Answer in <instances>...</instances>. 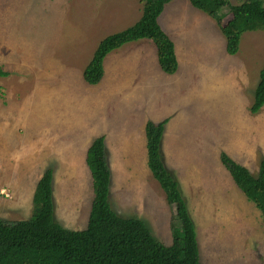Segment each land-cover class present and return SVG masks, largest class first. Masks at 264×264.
Segmentation results:
<instances>
[{"label":"rangeland","instance_id":"1","mask_svg":"<svg viewBox=\"0 0 264 264\" xmlns=\"http://www.w3.org/2000/svg\"><path fill=\"white\" fill-rule=\"evenodd\" d=\"M243 1L226 0L220 12ZM141 8L139 0H0V219L30 218L35 186L51 169L56 221L84 229L93 198L84 158L102 135L112 209L171 244L174 208L147 166L145 138L147 121L168 117L161 156L194 222L201 264H264L260 211L220 161L223 152L253 176L264 161V105L249 111L264 30L243 32L229 55L216 20L171 0L158 23L174 44L173 74L142 39L107 54L102 80L85 83L97 44L133 25Z\"/></svg>","mask_w":264,"mask_h":264},{"label":"trees","instance_id":"2","mask_svg":"<svg viewBox=\"0 0 264 264\" xmlns=\"http://www.w3.org/2000/svg\"><path fill=\"white\" fill-rule=\"evenodd\" d=\"M141 16L131 26L105 36L97 44L91 59L82 71L88 85L98 84L104 75L103 61L107 54L124 44L147 39L157 53L158 66L165 74L178 67L172 40L164 33L158 18L171 0H139ZM190 4L214 20L225 37L226 53L238 51L243 32L264 30V0H246L228 8L230 16L220 11L226 0H189ZM7 73L0 67V76ZM253 102L249 108L257 114L264 105V62L259 70ZM169 118L145 124L147 166L163 190L165 200L174 208L170 221L171 244L166 245L152 235L138 217H121L111 207L109 190L111 169L103 136L93 140L86 152L91 174L93 198L87 226L69 230L55 218L53 172L46 169L38 180L30 218L18 221L0 219V264H201L195 226L188 213L178 182L161 156L163 130ZM220 161L233 183L260 211L264 225V161L257 176L225 153Z\"/></svg>","mask_w":264,"mask_h":264},{"label":"crops","instance_id":"3","mask_svg":"<svg viewBox=\"0 0 264 264\" xmlns=\"http://www.w3.org/2000/svg\"><path fill=\"white\" fill-rule=\"evenodd\" d=\"M176 54V53H175ZM177 57V56H176ZM161 70V69H160ZM102 136V135H101ZM105 141V140H104ZM87 152V151H86ZM85 159H86V156H85V158H84V162H86L85 161ZM68 163H70V162H68ZM75 163V162H74ZM82 164H81V160H79V161H77L76 162V167H80Z\"/></svg>","mask_w":264,"mask_h":264}]
</instances>
